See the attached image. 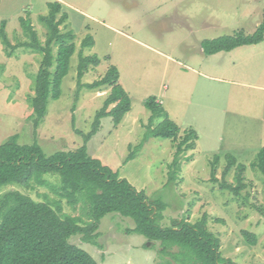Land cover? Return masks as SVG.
I'll return each instance as SVG.
<instances>
[{
  "label": "rangeland",
  "instance_id": "374dc122",
  "mask_svg": "<svg viewBox=\"0 0 264 264\" xmlns=\"http://www.w3.org/2000/svg\"><path fill=\"white\" fill-rule=\"evenodd\" d=\"M57 2L66 14V30L74 35L75 49L59 98L48 101L34 134L29 117L42 54L20 45L30 42L20 19L31 22L43 44L47 31L39 18ZM263 9L264 0H0V29L4 22L8 41L0 36V145L16 135L19 144L35 143L46 156L84 145L89 156L143 190L150 202L164 206L157 222L161 227L170 226L172 220L193 224L205 215L222 258L236 264H264V176L251 166L264 147V41L215 54H208L204 45L237 33L252 35ZM87 36L93 46L82 48ZM80 54L95 56L99 63L78 79ZM111 66L130 98V110L118 125L110 116L102 118L86 142L110 92L109 87L87 85L101 79ZM149 98L181 131L197 135L194 145L180 156L179 170L170 168L179 141L173 144L162 138L143 142L125 163L146 134ZM162 120L154 119L152 127ZM227 156L236 160L224 177L227 184L235 186L237 165L246 168L238 197L220 188ZM213 166L216 181L210 179ZM43 178L60 185L58 175ZM14 190L35 201L59 199L48 188L14 184L0 185V197ZM61 207L63 213L88 221L81 201L70 206L62 199ZM133 228L131 219L108 214L100 220L92 244L80 236L70 241L98 264H178L161 252L160 242H148ZM243 231L255 236L254 245L245 240Z\"/></svg>",
  "mask_w": 264,
  "mask_h": 264
},
{
  "label": "trees",
  "instance_id": "16d2710c",
  "mask_svg": "<svg viewBox=\"0 0 264 264\" xmlns=\"http://www.w3.org/2000/svg\"><path fill=\"white\" fill-rule=\"evenodd\" d=\"M39 20L46 25V37L40 44L31 22L20 19L23 33L30 42L28 45L42 54V60L35 80V95L32 98L31 118L34 134L44 117L49 100H57L60 95L62 79L67 75L69 60L74 53V35L66 30L67 17L61 11L59 2L49 4V12ZM63 28V30H62ZM5 23L1 24L0 36L7 43ZM264 41V9L262 20L252 35L237 33L233 37H222L205 42L206 52L215 54L234 48L254 45ZM93 39L87 36L81 42L82 48H91ZM56 47V56L53 54ZM99 63L95 56L83 57L80 54L78 79L89 66ZM54 66L53 72L50 69ZM87 87L101 89L109 87L110 92L104 107L97 112L92 124L93 135L102 118L110 116L118 125L130 110V98L119 84V75L115 67H109L106 74ZM151 111L147 131L141 144L127 156L125 163L134 158V152L142 148L149 138L168 139L177 143L175 156L170 168L180 169V156L194 145L197 135L193 130L181 131L172 122L165 110L154 98L146 101ZM156 118H163L152 127ZM182 133V135H181ZM228 157L223 171L220 188L228 190L238 197L244 187V165L236 166L235 186L227 184L224 177L236 165V160ZM257 167L264 176V147L257 154ZM211 181H216L212 167ZM58 175L60 185L52 184L44 175ZM169 180H174L170 171ZM14 184L20 188H48L58 200L35 201L19 191H10L0 197V264H98L87 252L78 248L70 239L80 236L86 243H93L100 220L108 214H118L134 222L132 232L145 237L148 242H160L161 252L170 255L178 264H236L231 259L222 258L219 253V240L206 228L204 215L195 223L186 220H172L170 226L161 227L157 222L162 218L164 206L150 202L145 192L135 189L127 180L120 178L101 160L89 156L86 146L75 151H58L46 156L41 148L33 144H19L18 137L12 136L0 145V185ZM74 206L78 201L85 205L84 214L88 221L62 212L61 200ZM245 240L255 244V236L242 232ZM177 248V252H170Z\"/></svg>",
  "mask_w": 264,
  "mask_h": 264
}]
</instances>
